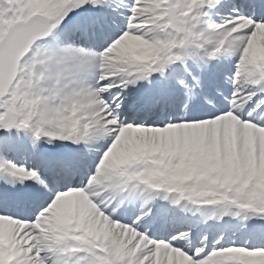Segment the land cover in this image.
<instances>
[{
  "label": "snow or ice",
  "instance_id": "snow-or-ice-1",
  "mask_svg": "<svg viewBox=\"0 0 264 264\" xmlns=\"http://www.w3.org/2000/svg\"><path fill=\"white\" fill-rule=\"evenodd\" d=\"M0 264H264V0H0Z\"/></svg>",
  "mask_w": 264,
  "mask_h": 264
}]
</instances>
